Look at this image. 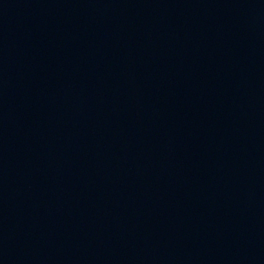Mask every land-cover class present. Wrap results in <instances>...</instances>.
<instances>
[{
  "label": "water",
  "instance_id": "obj_1",
  "mask_svg": "<svg viewBox=\"0 0 264 264\" xmlns=\"http://www.w3.org/2000/svg\"><path fill=\"white\" fill-rule=\"evenodd\" d=\"M0 264H264V0H0Z\"/></svg>",
  "mask_w": 264,
  "mask_h": 264
}]
</instances>
